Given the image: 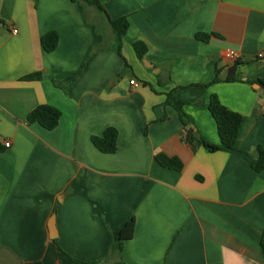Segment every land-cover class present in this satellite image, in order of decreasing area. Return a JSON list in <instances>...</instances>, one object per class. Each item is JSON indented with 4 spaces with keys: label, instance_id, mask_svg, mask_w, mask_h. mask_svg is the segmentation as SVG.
<instances>
[{
    "label": "crops",
    "instance_id": "crops-1",
    "mask_svg": "<svg viewBox=\"0 0 264 264\" xmlns=\"http://www.w3.org/2000/svg\"><path fill=\"white\" fill-rule=\"evenodd\" d=\"M98 1L126 17L121 38L79 1L0 0V264H114L111 232L131 216L125 264H264V170L251 167L264 151V0ZM49 31L58 46L46 53ZM35 72L41 80H20ZM172 92L213 145L210 96L240 114L238 151L187 143L163 106ZM42 104L61 113L54 130L27 123ZM109 127L117 149L102 154L91 137ZM158 153L183 169L161 167Z\"/></svg>",
    "mask_w": 264,
    "mask_h": 264
},
{
    "label": "trees",
    "instance_id": "trees-1",
    "mask_svg": "<svg viewBox=\"0 0 264 264\" xmlns=\"http://www.w3.org/2000/svg\"><path fill=\"white\" fill-rule=\"evenodd\" d=\"M71 1H79L84 6L94 7L97 11L104 14L109 19V25L118 38H121L123 35H125L128 29V21L126 17L110 19L104 7L98 0ZM0 23L4 24V21L0 19ZM197 37L201 40L208 39V35L205 34H199ZM40 44L44 52H53L58 46V34L55 31L46 32L41 36ZM95 50L96 48L94 47V51ZM133 50L138 58L142 57L146 52L145 46L142 43H134ZM41 78V73L35 72L22 76L20 80L39 81L41 80ZM227 80L231 81L230 78H228ZM186 104V100L179 93L172 92L166 94L163 106H171L178 113V116L182 123V132L184 134V139L187 143L193 144L194 142H197L208 152L223 151L230 153L238 151L236 148V143L238 139L239 130L243 121V118L240 114L233 112L223 106L215 95L210 96L207 108L216 125V130L220 141L218 145H213L206 142L203 138H201L193 131L191 121L184 112V106ZM60 117L61 113L57 108L51 105L42 104L36 106L28 113L27 123L29 125L38 124L43 129L51 131L58 126ZM162 119H166V116H163ZM117 135V130L113 127H109L104 130L102 136H92L91 143L100 153L113 154L117 149ZM155 160L158 165L163 168L175 170L177 172H180L183 169L182 163L175 157H169L165 154L158 153L155 155ZM251 167L256 172H261L262 170H264V151L262 149L258 148L256 156L252 159ZM134 226L135 218L131 216L121 226L111 232L113 244L110 249V255L117 256L118 258V261H116L114 264H125L120 258L122 244L123 241L132 238L134 233ZM259 244L264 259V229L261 233ZM73 262H75L76 264H106V260L90 262L73 260ZM25 264L42 263L39 261H34L27 262Z\"/></svg>",
    "mask_w": 264,
    "mask_h": 264
},
{
    "label": "built area",
    "instance_id": "built-area-1",
    "mask_svg": "<svg viewBox=\"0 0 264 264\" xmlns=\"http://www.w3.org/2000/svg\"><path fill=\"white\" fill-rule=\"evenodd\" d=\"M12 33L13 34H16L17 33V30H12ZM263 56H264L263 52H259L258 55H257L258 58H262ZM224 57L226 59H229V60H233L234 61V60H237L239 56H238V54L235 51L228 50V51H226L224 53ZM129 84L131 86H137V83L134 80H130ZM261 112H262V114H264V108H262ZM9 146H10V143L9 142H6L5 143V147L7 148Z\"/></svg>",
    "mask_w": 264,
    "mask_h": 264
}]
</instances>
